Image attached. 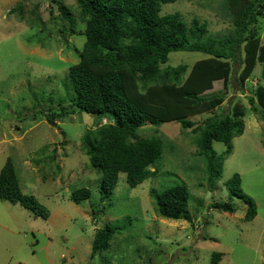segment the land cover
<instances>
[{"label":"rangeland","instance_id":"1","mask_svg":"<svg viewBox=\"0 0 264 264\" xmlns=\"http://www.w3.org/2000/svg\"><path fill=\"white\" fill-rule=\"evenodd\" d=\"M60 1L72 12L76 33L65 30L68 23L51 0H0V169L10 158L21 190L49 212L43 218L0 199V264H209L215 251L222 253L219 264H264V121L250 110L248 100L256 84L263 82L262 64H256L242 87L231 79L227 98L215 110L225 113L237 102L245 113L243 133L232 139L231 154L213 185L197 153L196 135L177 121L162 122L154 126L164 140L160 159L150 167L158 168L157 173L135 187L119 173L111 198L100 201V174L88 166L80 145L82 133L94 128L96 119L76 111L52 126L42 113L56 110V102L68 95L64 86L68 67L78 61L85 40L76 2ZM221 2L174 0L162 3L160 14L179 12L187 23L197 17L210 31L223 33L232 24L220 9ZM18 3L22 19L9 12ZM259 25L264 44V17H259ZM204 57L199 51H173L163 66L190 67ZM218 85L216 81L210 91ZM208 115L203 112L190 119L202 121ZM144 127L143 133H154L153 126ZM212 146L217 154L226 148L220 141ZM234 173L256 204L257 213L250 220L244 219L246 203L227 188ZM174 182L188 188L187 214L168 219L156 212L150 190ZM84 186L91 197L75 203L71 192ZM227 200L233 202L234 212L211 208L213 202ZM105 224L124 229L111 238L109 249L90 257L94 234Z\"/></svg>","mask_w":264,"mask_h":264},{"label":"trees","instance_id":"2","mask_svg":"<svg viewBox=\"0 0 264 264\" xmlns=\"http://www.w3.org/2000/svg\"><path fill=\"white\" fill-rule=\"evenodd\" d=\"M74 1L84 24L81 34L85 40L78 61L68 67L64 81L68 95L56 102V110L44 109L42 113L52 126L76 111H85L96 119L97 125L82 133L80 145L88 166L100 174L99 200L111 198L119 173L125 174L129 187L157 173L158 168L150 167L160 159L164 140L154 126L162 122L177 121L182 129L196 135L197 153L204 159L207 181L213 185L221 176L223 161L231 154L232 139L243 133L245 113L237 102L225 113L215 110L222 107L232 80L242 87L257 63L262 64L263 82L256 84L254 96H248V100L250 110L264 121V44L259 25V17H264V0H222L220 9L232 24L223 33L210 31L208 24L197 17L187 23L179 12L160 14L161 4L174 0ZM51 2L67 21L65 30L76 33L69 8L60 0ZM49 11L52 14L53 9ZM9 12L20 14L22 19V4ZM35 18L37 22L39 17ZM178 50L199 51L205 57L190 67L163 66L169 53ZM216 81L218 89L210 91ZM64 102L68 105L62 106ZM203 112L210 115L202 121L190 119ZM103 119L107 121L101 123ZM146 124L154 127V133L142 132ZM213 141L225 144L222 153H216ZM226 184L231 195L246 203L244 219L254 218L256 204L243 191L240 175L234 173ZM150 196L156 212L164 218L179 219L187 214L189 191L183 182L160 190L152 188ZM90 197L91 190L85 186L70 194L75 203ZM0 199L20 204L43 218L49 215L35 196L21 190L10 158L0 169ZM211 208L235 210L231 200L213 202ZM123 229L109 224L99 228L90 257L109 249L111 238ZM221 257V252H212L209 264H219Z\"/></svg>","mask_w":264,"mask_h":264}]
</instances>
